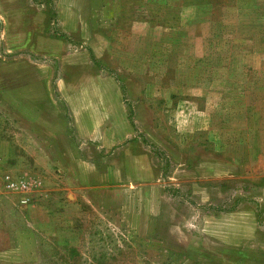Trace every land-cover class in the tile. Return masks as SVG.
Instances as JSON below:
<instances>
[{"label": "rangeland", "instance_id": "obj_1", "mask_svg": "<svg viewBox=\"0 0 264 264\" xmlns=\"http://www.w3.org/2000/svg\"><path fill=\"white\" fill-rule=\"evenodd\" d=\"M0 264H264V0H0Z\"/></svg>", "mask_w": 264, "mask_h": 264}]
</instances>
